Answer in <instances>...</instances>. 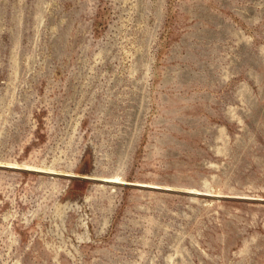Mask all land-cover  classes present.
<instances>
[{
    "label": "rangeland",
    "instance_id": "rangeland-1",
    "mask_svg": "<svg viewBox=\"0 0 264 264\" xmlns=\"http://www.w3.org/2000/svg\"><path fill=\"white\" fill-rule=\"evenodd\" d=\"M0 264H264V0H0Z\"/></svg>",
    "mask_w": 264,
    "mask_h": 264
}]
</instances>
